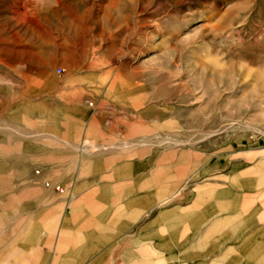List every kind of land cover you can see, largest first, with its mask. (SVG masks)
I'll use <instances>...</instances> for the list:
<instances>
[{
  "label": "rangeland",
  "instance_id": "1",
  "mask_svg": "<svg viewBox=\"0 0 264 264\" xmlns=\"http://www.w3.org/2000/svg\"><path fill=\"white\" fill-rule=\"evenodd\" d=\"M86 178L101 264H264V0H0L6 264Z\"/></svg>",
  "mask_w": 264,
  "mask_h": 264
},
{
  "label": "crops",
  "instance_id": "2",
  "mask_svg": "<svg viewBox=\"0 0 264 264\" xmlns=\"http://www.w3.org/2000/svg\"><path fill=\"white\" fill-rule=\"evenodd\" d=\"M83 181L84 182L78 185L80 186V189L74 187V185H70L71 188L69 187L65 189V191L69 192V197L72 196L75 197V199L70 200L69 207L65 209L64 213L58 214L57 210L55 209H57L59 203H54V209L52 212H50L51 214L48 221L57 223L59 227L57 229L51 230L52 232H49L50 230H48L47 235L55 238L63 237L65 239L63 241L65 245L74 246V244L78 243L79 246L81 242L79 240L86 237V234L88 232L89 237L93 238V246L99 245V249L97 247V253L96 249L93 247V253L86 254L85 249H79L78 246L77 248L72 247L70 251L74 254L66 259L65 264H101V258L99 256L102 237V230L100 225L101 199L99 197L101 196V193H99L96 188H93L91 179L86 178ZM34 219L36 221V216L33 217V220ZM66 221L68 222L69 227L68 229L65 228L63 230L62 223ZM36 235H38V230L34 228H30L29 230H27L25 227H23L21 229L19 236L21 237L22 241L20 243V246H17V264H33L29 254L34 250L35 246L31 242V238L32 236ZM75 238H78V241H75ZM129 244L131 243H127V245ZM140 252L141 256H145L149 251L148 248H142ZM6 259L7 247L5 241V230L4 227H0V264H6ZM146 260L148 263V259Z\"/></svg>",
  "mask_w": 264,
  "mask_h": 264
},
{
  "label": "bare ground",
  "instance_id": "3",
  "mask_svg": "<svg viewBox=\"0 0 264 264\" xmlns=\"http://www.w3.org/2000/svg\"><path fill=\"white\" fill-rule=\"evenodd\" d=\"M25 11V10H24ZM28 16V14H27V12L25 11V12H23V13H20V17H23V18H25V17H27Z\"/></svg>",
  "mask_w": 264,
  "mask_h": 264
}]
</instances>
